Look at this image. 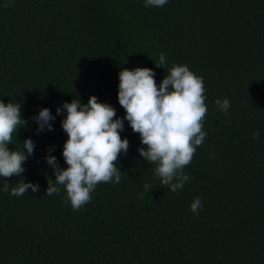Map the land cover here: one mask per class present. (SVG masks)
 I'll use <instances>...</instances> for the list:
<instances>
[{"label":"trees","instance_id":"1","mask_svg":"<svg viewBox=\"0 0 264 264\" xmlns=\"http://www.w3.org/2000/svg\"><path fill=\"white\" fill-rule=\"evenodd\" d=\"M144 2L0 0V101L20 104L26 121L7 147L27 156L24 141L35 145L21 176L0 177V264H264V0ZM161 53L166 65L156 67ZM173 64L203 78L208 109L179 195L140 156L147 146L124 120L120 183L98 184L76 212L64 186L47 196L55 174L46 157L68 167L62 105L94 95L123 119L119 72L150 68L159 85ZM217 99L229 100L227 115ZM43 108L53 130L37 133ZM21 179L38 191L11 196Z\"/></svg>","mask_w":264,"mask_h":264},{"label":"clouds","instance_id":"2","mask_svg":"<svg viewBox=\"0 0 264 264\" xmlns=\"http://www.w3.org/2000/svg\"><path fill=\"white\" fill-rule=\"evenodd\" d=\"M168 0H145L144 6L163 7ZM166 57L159 55L156 67L166 65ZM155 73L150 68L123 69L119 72L118 101L125 110L123 119L116 118L115 109L106 103H99L91 96L86 105L79 99L64 103L66 118L62 128L67 134L63 146V158L67 168H59L56 157L49 155L46 162L52 166L55 181L48 180L47 196L60 192L64 186L66 202L74 212L79 211L91 201V194L98 184L120 183L121 172L117 160L121 153H127L129 142L122 139L120 132L127 120L133 132L138 133L141 143L147 148L138 149L140 156L156 165L154 174L162 185L177 195L190 176L185 174L199 146L207 133L203 130L207 114L203 78L195 75L187 65H176L168 69L162 82L157 85ZM215 104L226 115L230 108L228 99H217ZM61 108H57V114ZM37 133L53 130L50 123L55 120L49 109L43 108L35 118ZM26 121L21 118V105L14 102L5 104L0 101V177L21 176L25 171L23 163L33 154L34 143L24 141V151H10L8 145ZM259 131L253 132V139ZM53 148H49L51 152ZM211 158V156H210ZM151 185L145 183L147 192ZM28 189L38 191L39 185L25 183L22 179L11 189L10 195L23 196ZM3 191H9L4 183ZM139 198H143V193ZM202 208V200L197 197L190 205L193 214Z\"/></svg>","mask_w":264,"mask_h":264}]
</instances>
